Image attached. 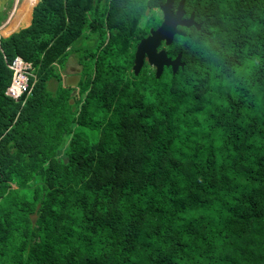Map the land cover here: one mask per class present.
I'll use <instances>...</instances> for the list:
<instances>
[{
    "label": "trees",
    "instance_id": "trees-1",
    "mask_svg": "<svg viewBox=\"0 0 264 264\" xmlns=\"http://www.w3.org/2000/svg\"><path fill=\"white\" fill-rule=\"evenodd\" d=\"M163 1L21 0L29 24L0 37V264H264V0H184L182 66L133 74ZM15 55L38 65L20 109Z\"/></svg>",
    "mask_w": 264,
    "mask_h": 264
},
{
    "label": "water",
    "instance_id": "water-1",
    "mask_svg": "<svg viewBox=\"0 0 264 264\" xmlns=\"http://www.w3.org/2000/svg\"><path fill=\"white\" fill-rule=\"evenodd\" d=\"M183 2L184 0H177L174 11L171 8L173 0H164L159 5V24L155 28H149L147 35L139 39L134 48L131 65L133 74L138 72L143 60L152 67L155 77L161 73L163 67L168 66L174 72L177 67L182 66L183 63L180 61L179 52L170 58L167 56L164 48L159 46L161 43L167 46L174 35L183 34L177 26L189 27L194 24L192 13L185 19L181 18L183 14ZM194 26L197 28L198 24H194Z\"/></svg>",
    "mask_w": 264,
    "mask_h": 264
},
{
    "label": "built area",
    "instance_id": "built-area-1",
    "mask_svg": "<svg viewBox=\"0 0 264 264\" xmlns=\"http://www.w3.org/2000/svg\"><path fill=\"white\" fill-rule=\"evenodd\" d=\"M10 71L9 81L4 89L5 95L14 101L23 100L30 94L37 80V66L32 62L15 55L10 61L5 62Z\"/></svg>",
    "mask_w": 264,
    "mask_h": 264
},
{
    "label": "rangeland",
    "instance_id": "rangeland-1",
    "mask_svg": "<svg viewBox=\"0 0 264 264\" xmlns=\"http://www.w3.org/2000/svg\"><path fill=\"white\" fill-rule=\"evenodd\" d=\"M8 0H0V14L1 13H5L4 16H5V19H6V15L10 14V12L12 11L13 7H11V4H9L6 8L5 4ZM33 2V0H31ZM28 2V1H27ZM25 2V3H27ZM11 3H16V8L13 9V11L17 10V7H19V5L21 4V0H15L14 2H11ZM18 3V4H17ZM25 3L23 5H25ZM27 11V9H25ZM14 11V12H15ZM16 13V12H15ZM155 13L160 17V12L158 11H155ZM19 15V14H18ZM29 14L26 13L25 15H20V20L19 21H22L23 23H26V20H28ZM3 16V15H2ZM14 19H12V17L10 18V21H12ZM144 20V17L141 19V21ZM13 23V22H12ZM161 47L164 48L163 44H161ZM76 52L75 51H71L69 53V55L66 57V59L64 60L63 62V67H61L60 65H56L55 67V70L57 72H59L60 76H65V73L67 74V72L71 71V67H77L78 66V63L77 61L75 60L76 59ZM130 79V75L127 76V80ZM133 84H136V85H139V86H144L145 83H146V79L144 77H140L139 79L137 80H133L132 81ZM51 86L53 87L54 86V83H53V80H51L48 84V87Z\"/></svg>",
    "mask_w": 264,
    "mask_h": 264
},
{
    "label": "crops",
    "instance_id": "crops-1",
    "mask_svg": "<svg viewBox=\"0 0 264 264\" xmlns=\"http://www.w3.org/2000/svg\"><path fill=\"white\" fill-rule=\"evenodd\" d=\"M14 1H15V0H8L6 3H4L5 6H6V8H7V6H8L9 4H11V7H13V9H15V8H16V3H11V2H14ZM37 1H38V0H36V2H37ZM36 2L34 3V5L36 4ZM17 4H18V3H17ZM34 5H33V6H34ZM33 6H32L31 9H30V15H28L29 18H28V20H26V24L23 25V26H21V25H22V24H21L22 21H19V20H20V16H18L17 13L15 14V12H14L15 10L13 11V9H12V11L10 12V14L6 15V19H5V16H4L5 13H1V14H0V37L7 36V35L10 34L11 32H15V31L19 30L20 28L27 26V25L29 24V22H30L31 12H32V8H33ZM2 15H3V16H2ZM14 15H15V18L13 17ZM11 17H12V19H14L13 23L11 24V26L16 25V26H21V27H17V28L11 27V30H9L8 33H3L1 30H2L3 27L6 26V24H7L8 26H10V18H11ZM8 26H7V27H8ZM63 77H65V76H63ZM8 100H9L10 104H12L13 106H15V107L18 109V107H17V103H16L15 101L11 100L10 98H8ZM17 112H18V111H17Z\"/></svg>",
    "mask_w": 264,
    "mask_h": 264
},
{
    "label": "clouds",
    "instance_id": "clouds-1",
    "mask_svg": "<svg viewBox=\"0 0 264 264\" xmlns=\"http://www.w3.org/2000/svg\"><path fill=\"white\" fill-rule=\"evenodd\" d=\"M192 13V12H191ZM192 19H193V14H192ZM159 24V23H158ZM195 24H197V23H195ZM173 38V37H172ZM161 44H163V43H161ZM161 44H160V46L159 47H161ZM163 46H165V45H163ZM163 48V47H162ZM165 50V49H164ZM166 52V51H165ZM8 69V68H7ZM10 72V71H9ZM10 77V76H9ZM9 81V80H8ZM6 87V86H5ZM5 89V88H4ZM31 93V92H30ZM3 94L5 95V93H4V90H3ZM30 95V94H29ZM28 95V96H29ZM7 98H10L9 96H7V95H5ZM27 96V97H28ZM26 97V98H27ZM26 98L23 100V102L21 103L20 101H15L16 103H17V107H18V109H20V107L25 103V100H26ZM11 99V98H10ZM11 100H13V99H11ZM14 101V100H13Z\"/></svg>",
    "mask_w": 264,
    "mask_h": 264
},
{
    "label": "flooded vegetation",
    "instance_id": "flooded-vegetation-1",
    "mask_svg": "<svg viewBox=\"0 0 264 264\" xmlns=\"http://www.w3.org/2000/svg\"><path fill=\"white\" fill-rule=\"evenodd\" d=\"M162 3H163V2H162ZM162 3H161V4H162ZM176 3H177V0H173L172 6H171V8H172L173 11H174V9H175ZM182 10H183V13H184V8H183V6H182ZM188 15H189V14H188ZM188 15H187V16H184V14H182V15H181V18L185 19V18L188 17ZM192 20H193V19H192ZM193 22H194V21H193ZM194 24H195V22H194ZM194 24H192V26H194ZM181 27H184V26H177L178 29H180ZM164 49H165V46H164Z\"/></svg>",
    "mask_w": 264,
    "mask_h": 264
}]
</instances>
